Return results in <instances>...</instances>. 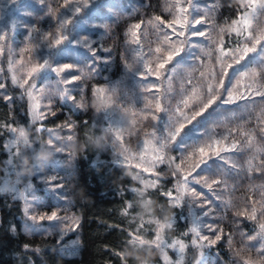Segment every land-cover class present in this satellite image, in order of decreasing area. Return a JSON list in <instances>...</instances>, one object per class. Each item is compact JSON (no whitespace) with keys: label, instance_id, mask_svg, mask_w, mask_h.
Listing matches in <instances>:
<instances>
[{"label":"trees","instance_id":"1","mask_svg":"<svg viewBox=\"0 0 264 264\" xmlns=\"http://www.w3.org/2000/svg\"><path fill=\"white\" fill-rule=\"evenodd\" d=\"M63 1L14 0L11 4L16 17L12 26L4 25V39L0 40V83L5 85L0 89V174L7 156L4 126L29 125L26 95L10 82L5 69L13 49H21L28 63L45 58L55 61L61 49L78 53L77 58L73 54L65 58L60 55L63 63L75 67L68 69L73 81L67 90V96L74 100L66 101L55 94L56 90L49 92L48 112L34 124V129L28 127L36 136L34 149L38 158L34 162H50L44 164L48 169L45 168L55 174L53 181L59 184L49 191L39 187L38 182L40 203L47 213L56 210L64 215L67 220L62 223L67 227L61 235L56 231L26 229L20 202L0 192V264L159 261L154 248L135 245L134 249L129 243L136 226L131 214L143 210L140 198L147 200L150 214L157 219L173 216L172 226L165 230L166 237L189 239L185 210L171 205L165 194L175 179L172 164L157 166L159 184L139 196L133 191L138 183L130 167L115 161L108 149H99L97 141L105 116L97 98L99 87L111 96L113 109L125 118L127 143L148 130L162 131L164 135L169 128L175 131L181 123L185 124L176 144L169 149L172 160L184 165L199 163L196 173L205 178L212 175L223 182L221 202L209 209L207 216L211 227L222 237L212 246L211 264L256 261L250 236L258 223H264V95L257 94L264 93V33L256 35L261 37L256 51L239 59L243 55L239 47L252 46L251 38L242 41L229 28L241 11L239 0H91L88 6L68 17L64 29L67 38L51 47ZM5 3L0 0V13ZM179 6L187 11L178 12ZM178 16L186 18L182 29L185 36L181 37L155 19L171 22ZM83 17L87 18L86 29L76 31ZM137 24L140 29L135 28ZM200 31L205 35H196ZM77 32L91 40L93 50L73 41ZM71 43L73 49L67 46ZM157 48L160 53L155 51ZM175 48H180V55L159 70L157 79L156 64L163 61L165 50ZM227 49L238 51L239 63L221 54ZM146 65L151 72L146 71ZM245 68L247 72L243 71ZM253 70L257 73L255 78L250 75ZM249 81L251 85L244 86ZM229 93L230 102L222 103ZM210 95H215L216 101L187 123ZM185 99L187 105L182 103ZM37 125L41 126L39 130ZM49 141L61 151L45 152L40 148L48 147ZM201 147L208 156H202ZM211 148L214 150L207 151ZM217 151L223 159L212 155ZM45 154L54 156L47 160ZM202 159L207 164L201 163ZM55 162L57 170L53 172ZM208 184H204L205 190ZM67 240H72L75 246L70 247L74 251L71 255L66 253ZM195 259V249L187 246L181 264H193ZM260 261L264 263V257Z\"/></svg>","mask_w":264,"mask_h":264},{"label":"rangeland","instance_id":"2","mask_svg":"<svg viewBox=\"0 0 264 264\" xmlns=\"http://www.w3.org/2000/svg\"><path fill=\"white\" fill-rule=\"evenodd\" d=\"M6 3L2 4L3 13H0L1 23H0V36H4L5 28L4 25L8 24L9 26L13 25V21L16 17L13 10L14 7L11 5L14 0H5ZM87 0V6L89 4ZM241 5V11L234 21L242 19L243 16H249L251 19V28L248 32H244L243 34H239L240 28L242 25H234L233 22L230 24L229 28L234 34H238L241 36V40L250 41V38L255 37L261 31V34L264 33V15H261V10L257 7L255 12H250L248 5L245 0H239ZM67 4V7L65 5ZM62 9L60 8V12L58 14L59 19V27L57 32L53 35V39L63 33L65 25L61 27L62 23L67 21L70 15L78 13L75 11L77 7L79 9L86 7L84 0H64L61 4ZM181 7V6H179ZM94 12V11H93ZM91 12L89 16L93 13ZM87 17V15L85 16ZM83 17V20H79L77 25V29L75 30H85V21L87 18ZM85 20V21H84ZM87 23H91L89 20ZM249 32H251V36H249ZM78 36L74 38L73 41L79 44H85L86 47L93 50L92 46H90L91 40L84 37V34L79 32L76 33ZM255 34V35H254ZM52 39V40H53ZM40 38H38L37 43ZM245 45V44H244ZM69 48L73 49L74 44L67 45ZM248 46V44H247ZM245 46L239 47V52L243 53V49ZM251 47V46H249ZM21 49L14 48L11 54V57L7 60L5 69L7 71L10 82L22 89L26 95L27 100V115L29 119V125H7L4 126L6 129V139L4 142V149L6 151V159L4 160V165L2 166V171L0 174V192L7 193L11 195L14 199L18 200L21 204L23 216H24V224L26 229L34 231H48V232H57L58 235L63 234L65 232V228L67 227L66 223H62V220H67L64 218V215H60L57 213V219L49 221L45 218L42 222L37 224L34 222L29 213L33 216H41L46 211H44L45 205L40 203L42 198L39 196V192L37 188L40 182V186L43 190H54L57 187H53L52 183L49 181H53L55 179V174L48 173L47 167L44 164H49L47 161L34 162L37 156V152L35 148L34 135L29 132L28 127L34 129V124L40 122L45 114L48 112V103H47V95L51 91H55V94L60 95L59 97L63 98L67 96V90L71 88V83H65V79L73 81V77L70 72L68 73V69L64 72L53 71V69H59L65 64L70 65L68 62L63 63V60L60 58L68 57L72 54L77 58L78 53L70 52L68 49L60 50L59 55H57L55 61H50L48 59H44L40 62L33 61L32 63H28L23 57L21 53ZM91 51V50H90ZM233 49L223 50L221 52L222 55H228L232 57V62L236 61L237 52ZM47 61L48 63L45 67L39 72L33 74L31 78L28 77V73L31 68L37 64L44 63ZM71 68H75L71 65ZM244 72L248 71V68L243 69ZM53 73V75L51 74ZM243 75V74H242ZM27 79L28 83L24 84V80ZM24 84L23 87L20 85ZM251 82L244 83V86H250ZM104 88L99 87L96 91L97 98L99 104L103 108L105 112L104 123L102 124V134L100 135L99 140L97 141V145L100 150L108 149L113 159L117 162L126 164L130 167L129 171L133 177V179L138 183V187H134L133 191H135L139 196H141L147 189L154 188L159 184V178L161 177L156 172V167L161 163H170L175 171V179L171 189L165 192H172L173 196L181 195L183 193V199L181 201V207L186 212V217L189 223L188 234L189 239L184 240L179 237H166L165 230L170 228L166 227L161 229L160 225L171 224L174 221L173 216L167 217L164 220H159L156 217L152 216L147 207V200L140 198V205L143 210L141 212L132 213L131 217L136 220V226L134 230V234L140 236L141 239L146 242L144 245H140L139 242H136L137 247L147 246L150 248H154L157 251L159 256V261H145L140 264H181L183 262L185 252L187 246L195 249L196 259L193 264H211L212 262V247L198 246L193 243L194 239H197L195 233L192 232V228L196 227L203 234L209 237L213 236V233L209 231L211 224H209L208 213L209 209L213 206H219L221 202L220 198V185H223V182L213 183L212 181H218V177H213L212 175L208 177L201 176L199 173H196L197 169L194 163H186L185 165L179 164L178 162H174L172 160V156L169 154V149L176 144L175 141H172L168 137L167 134L162 131H158V133L150 132L149 130L144 133L143 136L135 139L133 138L130 143H127L124 140L127 129L126 120L119 112L113 109V105L109 104L107 100V94L105 92L104 97L99 95V90ZM58 91H60L58 93ZM31 93V95H29ZM41 126L37 125L36 129L39 130ZM12 129H16V132H13ZM23 130L25 135L28 137L29 144L24 145L22 142L18 141L19 130ZM131 135V133H129ZM129 135V136H130ZM167 138V143L164 145V149L160 152V149L157 147V143L161 140V138ZM49 145V144H48ZM168 147V148H167ZM224 146H221L223 148ZM40 148L45 149V152L52 151L56 147H45L42 146ZM214 148H211L207 151H213ZM20 152L31 154V161L35 164L36 168L30 166V159L28 157H22L19 155ZM157 153L163 155L164 159L161 162L157 159ZM216 153V152H215ZM213 153L212 155H215ZM211 155V156H212ZM46 154L44 155V157ZM54 154H48L46 156L47 160H50V157H53ZM52 161V160H51ZM54 161V160H53ZM52 163V162H51ZM52 165V164H51ZM177 166H179L180 171L177 172ZM47 169H46V168ZM53 172L57 170L56 162L53 163ZM191 172V175H189ZM188 176V184L186 190L177 191L178 186L183 183L182 177ZM177 177H181V179H177ZM209 181L210 186H206L205 179ZM55 185H59L56 181H54ZM204 186V187H202ZM195 190V195L193 191ZM222 191V190H221ZM169 203L173 205L175 203L174 200H170L168 197ZM205 209H207V214H205ZM47 213V212H46ZM51 212H48L47 215H50ZM213 218V217H212ZM264 223H258L251 234V241L254 243L253 254L256 259H250V264H264L262 261V257L260 256V250L264 249V230L261 229V225ZM28 225L32 226V229L27 227ZM131 233V234H133ZM159 234L160 239L164 241V245L161 247H156V237ZM217 234V233H216ZM131 239L134 240L135 236L131 235ZM181 245H183V250L181 251ZM73 241L67 240L65 248L66 253L73 254ZM75 247V246H74ZM69 248V249H68ZM210 253V254H209ZM209 254V255H208Z\"/></svg>","mask_w":264,"mask_h":264},{"label":"snow or ice","instance_id":"3","mask_svg":"<svg viewBox=\"0 0 264 264\" xmlns=\"http://www.w3.org/2000/svg\"><path fill=\"white\" fill-rule=\"evenodd\" d=\"M246 4L248 5V8H249V11L250 12H255L257 7L261 10V15H264V0H245ZM84 3H85V6H87V0H84ZM65 7H67V4L65 5ZM76 12H79L80 9L79 7H77L75 9ZM177 11L178 12H186L187 9H184L182 7H177ZM156 20L159 21L160 25H163L164 27L166 28H171L175 33H176V36L177 37H181V36H185V32L182 30L184 27H185V23H186V18L183 17V16H178V17H174V19L171 21V22H166L165 20L161 19L160 17H156L155 18ZM67 21L63 22L61 27L64 26V24H66ZM196 23H200L199 20L196 21ZM233 24L234 25H242V27L240 28V32L239 34H243L244 32H248L249 29L251 28V19L249 16H243L242 19H239L237 21H233ZM141 25L140 24H137L135 25V28L136 29H140ZM196 35L198 36H204L205 33L200 31V32H197ZM251 32H249V36H251ZM67 37L63 35V33L57 35L52 41H51V47H56L58 45H60L64 39H66ZM166 38H167V35H166ZM4 37L3 36H0V40H3ZM181 43H183V41H181ZM261 43V37L260 36H255V37H252V46L249 47V46H245L244 49H243V55L239 58V59H243L244 56H246L249 52H254L256 51V47L255 45L257 44H260ZM155 51L157 53H160L161 52V49L160 48H157L155 49ZM166 51V55L164 56L163 58V61L162 62H158L156 64V74H157V79H159V70L160 69H164L166 64H168L169 62H171L175 56H178L180 55V48H175L173 50H165ZM93 55L95 56L96 53L93 52ZM239 59L236 61L237 63H239ZM48 62L47 61H44V63H40V64H37L35 66H33L31 68V70L29 71L28 73V77L31 78V76L37 72H39L40 70H42L45 65L47 64ZM231 65H229L230 67ZM71 67V65H68V64H65L63 65L62 67H60L59 69H53V71H58V72H64L66 71L67 69H69ZM129 67V70H131V66H128ZM145 69L146 71L148 72H151L152 69L151 68H148L147 65L145 66ZM251 77L255 78L257 73L255 70H253L251 73H250ZM65 83H71L72 81L71 80H67L65 79L64 81ZM28 83V80L25 79L24 80V84H27ZM221 85H223V80L220 81ZM24 84H21L20 86L23 87ZM5 87L4 84L0 83V89H3ZM209 91H213L211 88L209 89ZM259 95H264V93H257ZM29 95H31V93H29ZM99 95L101 97H104L105 95V90L101 89L99 90ZM62 96L63 98L67 101L69 99H73V97L71 96H64L63 93H62ZM217 97L215 95H210L209 99L207 100V103L203 104V106L200 108L199 111H195V114L191 117V120H187V123H191L192 120H195L197 116H200L204 111H206L215 101H216ZM107 100L110 104L111 102V96H108L107 97ZM231 100V93H229V98L228 99H224L222 100V103H229ZM182 103L186 104L188 103V101L185 99L182 101ZM78 106H82V105H78ZM161 109H160V106L159 104L157 105V108H156V111L159 112ZM179 111V108L177 109ZM153 119H156L155 116H153ZM185 127V124L184 123H181L180 124V127L176 128L175 131H172L171 128L168 129V137L171 138L172 141H175L176 140V137L180 134L181 130ZM13 132H16L17 130L16 129H12ZM18 141L19 142H22L24 145H28L29 144V140H28V137L25 135V132L21 129L19 130V135H18ZM223 139H227V137H223ZM167 143V138H161V140L157 143V147L160 149V152L163 151L164 149V145ZM49 148L52 147V143L51 141H49V145H48ZM209 147H211V145H209ZM234 148V146H233ZM231 150V149H229ZM55 151L56 152H59L61 151V149L57 146L55 148ZM199 152L202 154V156H208L209 154L207 152H205V149L204 147H201L199 148ZM20 156L22 157H28L30 159V166L33 167V169L36 168L35 164L31 161V154H28V153H24V152H20L19 153ZM157 159L160 160L161 162L163 161L164 157L163 155H161L160 153H157ZM215 155L218 157V158H221L223 159L222 157H220V153L219 151H217L215 153ZM209 158H211L209 156ZM201 163L203 164H207V160H201ZM226 163H228V161H226ZM197 168L200 167V164L198 163L196 165ZM180 169H179V166H177V172H179ZM175 175V173H174ZM189 175H191V172H189ZM177 179H181V177H177ZM182 180H183V183H181L179 186H178V189L177 191H181V190H186L187 189V184H188V176H183L182 177ZM218 181H215L213 180L211 183H217ZM49 183H52L53 184V187H59V185H55L54 181H49ZM206 184H208V181H205ZM210 186V184H209ZM193 191V194L195 195V190H192ZM168 197L170 200H174L175 203L173 204L174 207H179L181 205V201L183 199V193L181 192V195L179 196H173V193L172 192H168L167 193ZM207 209H205V214H207ZM29 216L30 218L36 222L37 224H39L40 222H42L45 218H47L49 221H52V220H56L57 219V213L55 211L51 212L50 215H47V217L41 215L39 217L37 216H33L29 213ZM255 218V217H253ZM27 227H29L30 229H32V226L31 225H28ZM166 227H171V224H167V225H160V228L163 229V228H166ZM261 229L264 230V224L261 225ZM34 230V229H33ZM209 231H211L213 233V236L212 237H209L207 235H203L199 230L198 228L196 227H193L192 228V232L195 233L197 239H194L193 240V243L194 244H197L198 246H204L205 245V242H206V245L208 247H212V246H215L217 244V242H219L221 240V235L219 234H216V230L212 227L209 228ZM130 235H133L135 236V239L132 240L130 239L129 240V243L133 245V248L135 249V245H136V242L138 241L140 245H144L145 243H151V242H146L145 240L141 239L139 235L137 234H130ZM156 240H157V243H156V247H161L164 245V241L160 239V236L159 234H157V237H156ZM231 243V242H229ZM28 246L25 245V248H27ZM183 250V245H181V251ZM260 256L261 257H264V249H261L260 250ZM125 264H127V262H125ZM242 264H250V261L249 260H244L242 262Z\"/></svg>","mask_w":264,"mask_h":264}]
</instances>
